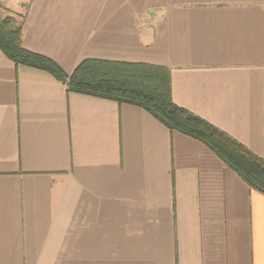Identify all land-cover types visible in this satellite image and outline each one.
Returning a JSON list of instances; mask_svg holds the SVG:
<instances>
[{
    "label": "crops",
    "instance_id": "1",
    "mask_svg": "<svg viewBox=\"0 0 264 264\" xmlns=\"http://www.w3.org/2000/svg\"><path fill=\"white\" fill-rule=\"evenodd\" d=\"M0 4L69 77L85 60L169 69L177 106L264 159V0ZM0 264H264V194L144 108L0 48Z\"/></svg>",
    "mask_w": 264,
    "mask_h": 264
},
{
    "label": "trees",
    "instance_id": "2",
    "mask_svg": "<svg viewBox=\"0 0 264 264\" xmlns=\"http://www.w3.org/2000/svg\"><path fill=\"white\" fill-rule=\"evenodd\" d=\"M22 37L23 17L6 11L0 4V48L16 65L49 72L73 92L144 108L172 133L186 135L208 147L251 189L264 194V159L177 106L173 101L169 69L149 64L85 60L69 77L56 62L24 49Z\"/></svg>",
    "mask_w": 264,
    "mask_h": 264
},
{
    "label": "rangeland",
    "instance_id": "3",
    "mask_svg": "<svg viewBox=\"0 0 264 264\" xmlns=\"http://www.w3.org/2000/svg\"><path fill=\"white\" fill-rule=\"evenodd\" d=\"M5 15H7V13H4Z\"/></svg>",
    "mask_w": 264,
    "mask_h": 264
}]
</instances>
